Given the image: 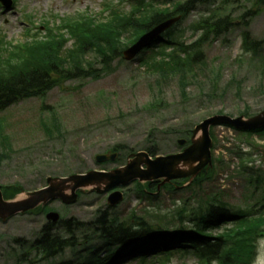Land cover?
<instances>
[{
	"label": "rangeland",
	"instance_id": "374dc122",
	"mask_svg": "<svg viewBox=\"0 0 264 264\" xmlns=\"http://www.w3.org/2000/svg\"><path fill=\"white\" fill-rule=\"evenodd\" d=\"M109 1L117 0H15L11 11L0 9V34L9 41L22 43L26 29L39 28L33 22L41 24L46 17H51L47 14L49 11L58 17L84 11L94 14L101 12L103 4ZM244 1L212 0L193 14L200 16L220 6L237 14L245 11L244 7H238L244 5ZM125 6L130 10L128 4ZM193 19L189 17L179 26V29L186 28L183 37L186 41L194 40L187 30ZM242 31L236 27L227 37L206 47L207 65L187 89L188 97L185 99L176 80L157 86V76L143 73L136 59L116 65L115 72L100 80L70 81L55 88L43 101L29 100L10 108L0 115L11 145L9 157L0 165V184H19L27 191H34L43 187L49 176H66L69 172L101 168L95 163V156L116 146L128 147L124 151L126 154L128 150L137 152L156 142L159 155L175 153L179 151L176 142L181 139L182 132L189 128L193 130L205 118L219 111L237 117L248 106L250 113H260L264 110V89H260V84H264L263 65L246 57L240 58ZM251 32L254 38L264 39V13L252 21ZM219 68L221 78L218 84H213L218 79L213 78L211 71ZM233 76L243 83L240 96L236 88L229 85ZM155 97L161 98L158 99L161 101L158 107L151 106ZM54 116L60 119L61 133L55 130ZM41 118L51 135L43 130ZM216 135L220 142L216 154L223 156L226 166L213 182L200 190L179 188L177 192L162 191L153 201L138 199L131 185L127 189V201L111 211L109 216L125 219L135 213L151 225L174 229L181 225L177 211L185 204L191 210L203 200L219 195L234 209L245 206V180L231 177L236 175L238 162L234 155L225 151L237 144L238 134L232 129L217 128ZM229 144L231 148H228ZM258 144L262 148H252L247 159L257 160L253 165L264 171V143ZM233 150L235 154L239 152L238 149ZM115 165L110 164L107 168ZM104 198L102 195H86L71 208L65 209L58 203L54 206L68 217L88 223L105 212ZM43 225V218L34 216L17 218L9 224L0 223V264H36L30 256L25 262H17L18 248L13 239H24L26 241L22 244L29 246L27 241L38 237ZM85 233L90 231L86 229ZM98 243L100 241L95 242ZM259 247L264 251V244ZM174 256L172 264H198L193 256ZM63 258L72 259L70 251ZM258 264H264V256Z\"/></svg>",
	"mask_w": 264,
	"mask_h": 264
},
{
	"label": "trees",
	"instance_id": "16d2710c",
	"mask_svg": "<svg viewBox=\"0 0 264 264\" xmlns=\"http://www.w3.org/2000/svg\"><path fill=\"white\" fill-rule=\"evenodd\" d=\"M162 5H159V0H138L129 12L121 4L106 5L98 16L78 14L62 19V23L54 24L55 26L46 22L45 34L28 33L26 42L17 47L0 39V112L22 100L44 98L63 81L97 77L100 76L96 75L97 72L105 74L113 70V61L121 60L124 49L169 16L186 14L194 6L191 3L161 8ZM259 5L261 1L256 4ZM214 17L216 16L209 20ZM223 29L225 19L208 23L205 27L207 34H217ZM172 38L170 36L168 39L173 48H176L172 54H168L167 49H162L149 57L145 64L148 71L158 74L161 80L170 79L175 74L184 76L182 84L185 85L189 70L197 64V55L193 57L187 48L182 49L184 43ZM70 43L71 46H68ZM166 45L169 46L170 43L167 42ZM180 51L183 56H178ZM97 65L100 70H96ZM150 154L153 155V152ZM207 176L208 174L203 175L202 178ZM217 211L212 209V214L210 212V216L204 219V224L220 221L221 216ZM239 226L244 229L231 230L217 237L215 245L202 233L192 234L189 238L202 243V256L210 261L216 259L219 264H250L254 254L255 230L253 224L248 226L240 223ZM153 235L155 233L150 229L144 233V237ZM127 236L129 237L123 243L134 237L128 233ZM160 240L162 246L180 242L164 235ZM62 245L63 242L53 238L50 228H47L43 242L45 251L56 253L62 250ZM226 245L232 248H226Z\"/></svg>",
	"mask_w": 264,
	"mask_h": 264
},
{
	"label": "water",
	"instance_id": "95a60500",
	"mask_svg": "<svg viewBox=\"0 0 264 264\" xmlns=\"http://www.w3.org/2000/svg\"><path fill=\"white\" fill-rule=\"evenodd\" d=\"M159 29H162V28H159ZM153 34H154V32L151 33L150 35H148L145 39H149L150 37L153 36ZM137 51L138 50H135V52H137ZM206 125L203 126V128H205ZM193 149L188 151L187 154L184 155V156L169 157V158H166V159H158L157 161H154V162H150V161L147 162V164L150 166V170L153 169L152 173H156V175L153 176V177L154 178H158V177H161V176H167L169 179L181 177L182 176L180 174L181 172H179V171L175 172L174 171V167H176L178 165V163H180V161H182L181 159H185V160L187 159L188 161H193L192 157L191 158H186V157L192 156V155L196 154L197 152H198V154H200V159L199 160L201 161V165H204L209 159V154H208L207 147L199 146L195 150H193ZM141 162L142 161L139 160L138 162H135L134 164H131L130 166L133 167V166L139 165ZM167 170H171V171L170 172H165ZM119 174H120V172H117V175L115 177L116 180L118 179V176H120L121 178L124 177V175H119ZM96 176L95 175H90V176H87V177H75V178H72L71 180L76 185L73 188V192H75V189L77 188L78 185H82L84 183H88V182H90L89 180L95 179ZM150 178H147V179H150ZM54 187L55 186H53V188ZM60 187H61V189L65 188L64 184L58 185V189Z\"/></svg>",
	"mask_w": 264,
	"mask_h": 264
},
{
	"label": "bare ground",
	"instance_id": "6f19581e",
	"mask_svg": "<svg viewBox=\"0 0 264 264\" xmlns=\"http://www.w3.org/2000/svg\"><path fill=\"white\" fill-rule=\"evenodd\" d=\"M24 241H22V243H23ZM30 248V245L29 246H26V245H24V244H22V250H27V249H29Z\"/></svg>",
	"mask_w": 264,
	"mask_h": 264
}]
</instances>
